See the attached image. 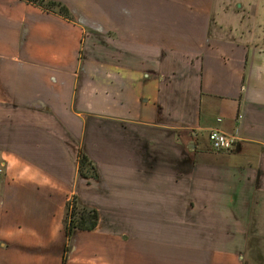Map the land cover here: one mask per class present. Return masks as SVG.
Returning <instances> with one entry per match:
<instances>
[{
	"label": "crops",
	"instance_id": "obj_1",
	"mask_svg": "<svg viewBox=\"0 0 264 264\" xmlns=\"http://www.w3.org/2000/svg\"><path fill=\"white\" fill-rule=\"evenodd\" d=\"M55 1L73 20L0 0V264H63L72 196L99 218L64 264H243L250 227L264 264V0L202 3L184 31L112 7L105 59L80 54L98 0Z\"/></svg>",
	"mask_w": 264,
	"mask_h": 264
},
{
	"label": "rangeland",
	"instance_id": "obj_2",
	"mask_svg": "<svg viewBox=\"0 0 264 264\" xmlns=\"http://www.w3.org/2000/svg\"><path fill=\"white\" fill-rule=\"evenodd\" d=\"M123 1L124 4L122 0H98L97 4L92 3V25L91 27H84V32L82 33V45L80 48L81 57L84 56L86 58H91L92 56L95 57L97 55L98 58L105 59L106 43L110 44L111 42L110 31H121L120 19L111 21L107 18L109 9L112 7L117 8L115 12L119 13L120 9H123L124 6L123 11L127 12L129 15V20H125V22L129 23L130 28L133 26V31H136V14L140 11L142 0ZM146 1L148 4V0ZM150 1H154V3L150 4H154L157 9L161 7V13L158 15L159 17L163 19L171 18L172 21H174V18L177 31H184V20L186 16H191V12L195 11L198 7L200 8L202 3H206L211 17V11L215 10L217 0H157L159 3H156L157 1L155 0ZM233 1L237 0H224V4L227 8H231ZM174 10L175 13H173ZM255 16L258 24H264V6L259 8ZM259 26L260 29L258 28V31H264V26ZM131 30L132 29H130V31ZM254 229V227H250V234L255 232ZM250 239L251 242L248 243L249 247L243 259V264H263V245L259 240L253 242L255 240L253 236Z\"/></svg>",
	"mask_w": 264,
	"mask_h": 264
},
{
	"label": "trees",
	"instance_id": "obj_3",
	"mask_svg": "<svg viewBox=\"0 0 264 264\" xmlns=\"http://www.w3.org/2000/svg\"><path fill=\"white\" fill-rule=\"evenodd\" d=\"M33 3L44 10L59 14L67 20H73V17L67 6L55 0H25ZM77 171L78 174L84 178L96 179L98 178L97 170L94 164L89 160L87 155L80 150L77 155ZM98 211L95 208H89L81 205L76 196H72L65 204L64 213V230L66 234L67 245L65 248V255L63 257V264L66 262L68 252L70 250V242L77 231L93 230L98 223ZM251 238V234H250Z\"/></svg>",
	"mask_w": 264,
	"mask_h": 264
},
{
	"label": "built area",
	"instance_id": "obj_4",
	"mask_svg": "<svg viewBox=\"0 0 264 264\" xmlns=\"http://www.w3.org/2000/svg\"><path fill=\"white\" fill-rule=\"evenodd\" d=\"M207 139L214 151H227L232 147V138L217 129L209 130Z\"/></svg>",
	"mask_w": 264,
	"mask_h": 264
}]
</instances>
